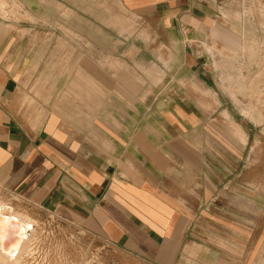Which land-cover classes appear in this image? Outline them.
Instances as JSON below:
<instances>
[{"label":"crops","instance_id":"obj_1","mask_svg":"<svg viewBox=\"0 0 264 264\" xmlns=\"http://www.w3.org/2000/svg\"><path fill=\"white\" fill-rule=\"evenodd\" d=\"M117 1L131 17L208 39V74L186 65L208 87V144L197 143V128L175 126L185 101L164 93L162 74L178 67L103 61L70 48L74 32L54 41L7 6L0 188L147 264H264L261 102L229 95L241 85L224 81L230 66L215 58L243 53V33L228 24L239 29L235 11L250 2L252 22L264 23V0ZM11 2L23 3L29 24L51 20L53 0ZM188 100L194 117L196 97Z\"/></svg>","mask_w":264,"mask_h":264},{"label":"rangeland","instance_id":"obj_2","mask_svg":"<svg viewBox=\"0 0 264 264\" xmlns=\"http://www.w3.org/2000/svg\"><path fill=\"white\" fill-rule=\"evenodd\" d=\"M11 1L0 0V15L6 17L7 6L10 7L7 12L9 15H12L14 10L21 9L24 26H36V30L51 31L55 33L54 41L57 36L62 35L61 31L68 29L67 33L74 32V36L70 34V48H82L85 53H94L96 58L100 56L103 61L106 59L110 63H124L126 60L133 66L164 64L165 67H178L173 73L162 74L165 79L162 84L164 93L180 96L185 101L182 102L185 104L182 106L185 111L180 114L175 126L183 129L197 128V143L208 144V87L200 83L198 77L194 78L192 71L186 67L189 63H195L194 68L206 69L208 74V39L190 41L184 34L164 29L156 18L131 17L125 13L117 0H58L67 8L61 7L60 3L53 0V6L47 11L51 20L38 24L26 22L29 20V14L23 3L12 5ZM29 1L34 0H25L26 3ZM254 10L253 3L250 2L235 11V18L241 19L239 29L228 24L230 29L243 33V53L238 56L224 54L215 58L222 59L223 63L230 66H226L230 71L227 72V77L224 76V81L231 85H241L229 88V95H246L259 99L261 103L254 104V107L261 110V120L256 122L264 126V23L252 22ZM64 13L68 15L67 18ZM242 17H246V22L242 21ZM129 48H132V51L125 52V49ZM189 51L193 54L190 59L186 56ZM179 66L182 67L181 70ZM135 74L138 78L142 76L140 72H134ZM143 76L145 79H151V73H148V77ZM173 76L175 82H168L167 79L171 81ZM190 97H196L197 115L194 117L188 112ZM250 106L252 107V104ZM244 123L246 126L251 125L248 120H244ZM0 202L6 206L5 210L3 209L4 216L20 213L30 217L33 224L24 252L16 254L18 257L11 256L7 264H63L65 261H75L79 264H147L114 245L52 216L48 211L28 204L2 188Z\"/></svg>","mask_w":264,"mask_h":264},{"label":"bare ground","instance_id":"obj_3","mask_svg":"<svg viewBox=\"0 0 264 264\" xmlns=\"http://www.w3.org/2000/svg\"><path fill=\"white\" fill-rule=\"evenodd\" d=\"M5 207V204L0 202V262L3 264L9 263L11 256L18 257L19 253L24 252L29 240L28 233H32L33 225L30 217L20 213L4 216Z\"/></svg>","mask_w":264,"mask_h":264},{"label":"built area","instance_id":"obj_4","mask_svg":"<svg viewBox=\"0 0 264 264\" xmlns=\"http://www.w3.org/2000/svg\"><path fill=\"white\" fill-rule=\"evenodd\" d=\"M49 213H51V212H49ZM52 214V216H54V217H56V218H58V219H60V217H58L57 215H55L54 213H51ZM62 220V219H61ZM63 221V220H62ZM64 222H66V221H64ZM67 223V222H66ZM69 224V223H68ZM80 230V229H79ZM81 231H83V230H81ZM84 233H86L85 231H83ZM28 236H29V233H28ZM63 264H79V263H77V262H75V261H65Z\"/></svg>","mask_w":264,"mask_h":264}]
</instances>
